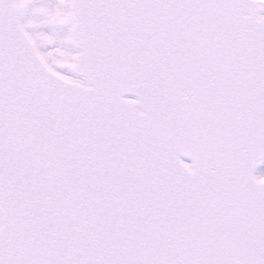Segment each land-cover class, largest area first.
Segmentation results:
<instances>
[{
	"label": "snow or ice",
	"instance_id": "6c2138e0",
	"mask_svg": "<svg viewBox=\"0 0 264 264\" xmlns=\"http://www.w3.org/2000/svg\"><path fill=\"white\" fill-rule=\"evenodd\" d=\"M0 264H264V0H0Z\"/></svg>",
	"mask_w": 264,
	"mask_h": 264
}]
</instances>
